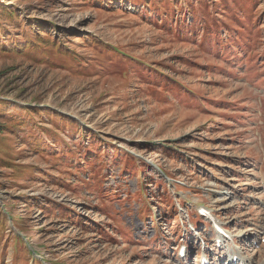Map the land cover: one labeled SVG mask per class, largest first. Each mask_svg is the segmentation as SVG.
Masks as SVG:
<instances>
[{"label":"rangeland","instance_id":"1","mask_svg":"<svg viewBox=\"0 0 264 264\" xmlns=\"http://www.w3.org/2000/svg\"><path fill=\"white\" fill-rule=\"evenodd\" d=\"M230 12L249 34L200 45ZM262 178L264 0H0V264H197L198 205L261 261Z\"/></svg>","mask_w":264,"mask_h":264},{"label":"trees","instance_id":"2","mask_svg":"<svg viewBox=\"0 0 264 264\" xmlns=\"http://www.w3.org/2000/svg\"><path fill=\"white\" fill-rule=\"evenodd\" d=\"M250 2L252 1H255L256 0H249ZM243 5L240 6V8L238 9V11L240 12L241 9L244 8V5H246L245 3H242ZM171 10V7L169 9H165L163 11V13H168V11ZM11 16L12 14H14V11H9ZM227 16H232L233 18H235L237 20V24L233 27L231 26H227L226 22L223 23V26L221 28L218 27V24L220 23L219 21L217 22H214L213 27H205L203 26L202 28V32H200L199 34V38H200V41H199V44L200 45H204V46H208L211 42H213V46L214 47H218V46H221V40L219 39V37H221L223 35V33H226L228 32V35L227 37H229L230 39L232 38H236V35L235 33L237 32V36L239 35H242V34H246L248 35L249 33H244L245 32V29L239 24V22H241V17L238 15V13L234 12V13H231L230 14L228 13ZM244 18V17H243ZM245 19V18H244ZM232 21V19H230ZM11 23V19L9 20V24ZM231 23V22H230ZM177 35L179 34V29L178 31L176 32ZM210 41V42H209ZM209 42V43H208ZM37 43L34 42V41H29L27 43V50H33V51H37L35 48H37ZM48 52H49V45H48V48H44L42 49V51L39 52L40 54V58L41 59H45V60H48ZM53 54H55L58 58L61 59L63 65L65 66H75V63L80 61L82 62L83 60H77L75 56L69 54L67 51L61 49L57 44H54L53 46ZM109 52H113L115 55H117L118 57H121L122 56V53H116L114 52V49H111L109 50ZM176 66V65H174ZM165 69H170L171 72H173L174 68L173 65L170 66V65H164ZM160 70L162 71V68H160ZM159 72V71H155L156 75L154 76L155 80L157 81L156 83H159L161 86H164V88H167V89H170V90H175L177 93H180V92H183L181 89L183 90H186L184 88L183 85L179 84L177 81H175L174 79H172L167 73H164L163 71L162 72ZM142 72H147V69H143ZM147 74V73H146ZM191 100V99H189ZM158 182V181H156ZM155 182V183H156ZM159 183V182H158ZM145 209H143L142 211H144ZM148 213H142V217H147ZM16 238H18L20 240L19 237L17 236H14Z\"/></svg>","mask_w":264,"mask_h":264},{"label":"bare ground","instance_id":"3","mask_svg":"<svg viewBox=\"0 0 264 264\" xmlns=\"http://www.w3.org/2000/svg\"><path fill=\"white\" fill-rule=\"evenodd\" d=\"M231 189V188H230ZM217 237H215L214 239H213V241H217V238L219 237L218 235H216ZM206 254V253H205ZM233 254H235V252H233L231 255H230V258H232V257H234L233 256ZM240 258H242L243 259V261H242V264H251V263H248L247 262V259L243 256V254H241L240 255ZM230 260V259H229ZM228 262V261H227ZM231 262V261H230Z\"/></svg>","mask_w":264,"mask_h":264}]
</instances>
